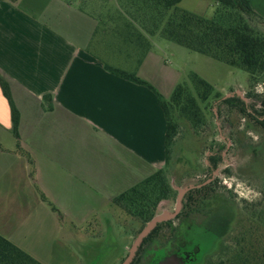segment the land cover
Instances as JSON below:
<instances>
[{
    "label": "crops",
    "instance_id": "1",
    "mask_svg": "<svg viewBox=\"0 0 264 264\" xmlns=\"http://www.w3.org/2000/svg\"><path fill=\"white\" fill-rule=\"evenodd\" d=\"M81 1L0 0V77L19 114L18 139L0 124V214L17 213L20 225L37 210L91 225L166 165L162 95L144 70L152 47L143 55L123 42L114 0ZM248 1L264 18V0Z\"/></svg>",
    "mask_w": 264,
    "mask_h": 264
},
{
    "label": "trees",
    "instance_id": "2",
    "mask_svg": "<svg viewBox=\"0 0 264 264\" xmlns=\"http://www.w3.org/2000/svg\"><path fill=\"white\" fill-rule=\"evenodd\" d=\"M114 1L115 13L120 17L122 28L126 31L121 38L123 42L137 46L144 55L151 47L148 38L159 36L190 52L241 69L249 74L251 80L246 98L258 101L261 105L260 109H256L253 104L247 106L238 97L223 100L214 94L210 84L194 74L190 76L193 92L182 84L174 89L169 100L156 94L166 125V165L110 202L115 212H120L140 224L138 234L158 214L162 203L176 200L177 192L167 180L170 154L183 129L191 131L194 135L204 129L211 100L221 99L218 110L225 108L226 116L247 121L242 133L252 127L264 130V95L254 92L257 83H264V18L252 9L248 0H211L216 4V8L210 18L181 9L179 3L182 0ZM81 3L84 5L85 0ZM106 69L124 80L153 90L135 74ZM0 89L10 107L11 132L14 138L18 139L19 114L13 104L8 84L1 77ZM49 102L50 97H44V103ZM238 131L235 129L231 134L233 143L240 141L238 135L235 136ZM222 149L223 147L216 150L211 146L206 147L210 153V167H207V171L218 169L222 163ZM227 172L225 170V173ZM218 182L215 179L201 188L189 191L183 198L182 212L176 219H186L193 211L202 212L211 199L219 200L222 195L218 190ZM260 208L256 205L238 212L227 240L218 245L215 255L217 260L208 259L204 264H264V207ZM177 233L178 229L173 227L172 222L158 224L143 240L131 264H145L146 257L153 256L160 245L166 248L172 239L177 237ZM185 242L188 250L191 251L196 246L198 252L194 256V262L185 261L183 264H199L198 245L188 238H185ZM158 258L160 256L156 255L154 262ZM0 264L41 263L0 235Z\"/></svg>",
    "mask_w": 264,
    "mask_h": 264
},
{
    "label": "rangeland",
    "instance_id": "3",
    "mask_svg": "<svg viewBox=\"0 0 264 264\" xmlns=\"http://www.w3.org/2000/svg\"><path fill=\"white\" fill-rule=\"evenodd\" d=\"M179 7L210 18L216 4L211 0H187ZM150 43L152 53L144 70L151 85L165 100L170 99L178 85L184 84L193 92L190 76L194 74L210 84L214 94L219 95L221 99L243 98L247 106L253 104L256 109H260L258 101L246 98L251 81L247 72L190 52L159 36L152 37ZM221 99L210 101L206 112V126L198 135L183 129L170 154L167 180L178 193L185 187L201 184L213 176L219 181V193L233 203L237 217L238 212L246 207H264V198L255 203H248L224 187L221 181L225 177L236 176L264 194V130L252 127L242 133L247 121L243 120L244 127L241 130L242 120L226 116L223 107L218 110ZM235 129L239 130L235 136L238 135L240 141L233 143L231 134ZM248 131L258 135L259 140L253 141L246 135ZM209 146L215 150L223 147L222 163L215 171H207V167H210V153L206 147ZM225 170L228 172L225 173ZM174 207L175 201L162 203L158 213H171ZM0 215L1 218L4 217L3 214ZM6 215L7 218H3L6 227L0 231L12 233L14 245L41 264H120L127 257L140 226L137 221L115 212L111 206L95 215L98 219L96 222L83 227L73 225L65 219H60L59 215H52L44 210L26 214L29 219L24 225L18 222L17 213ZM221 219V216L216 215L206 226H193L187 232V238L200 249L197 255L199 264L206 263L208 259L217 260L215 255L218 245L227 240L230 232L216 246L212 245L215 230L222 229ZM193 220L200 224L205 218L198 211ZM235 222L236 218L232 229ZM177 223L178 221L174 220V226Z\"/></svg>",
    "mask_w": 264,
    "mask_h": 264
},
{
    "label": "flooded vegetation",
    "instance_id": "4",
    "mask_svg": "<svg viewBox=\"0 0 264 264\" xmlns=\"http://www.w3.org/2000/svg\"><path fill=\"white\" fill-rule=\"evenodd\" d=\"M213 180H215V178L213 176H210L206 180L207 183H203L209 184ZM181 212L182 208L177 216H179ZM199 213H202L205 218V220L200 224H197L193 220V216L196 214L194 213V211L186 219H176V216L173 220L167 221L172 222L173 227L178 229L177 237H174L166 248L162 247V245L157 247L158 249L155 250L153 256L146 257L145 264H183L185 261L194 262V256L197 254L198 249L196 248V246H194L191 251L186 248L185 238H187V232L191 230L193 226H196L198 228L203 225L206 226V223L209 224L216 215H219V217L221 216L222 218L221 221L223 226L220 231H217L213 228V230H215V233L213 234L212 245L216 246V244H218L220 240L226 237L230 232L229 230H231L230 228H232V224L234 223V220L236 218V212L233 203L231 202V200L225 198L224 196H221L219 200H217L216 198L209 200L202 212ZM174 220L178 221L176 226H174ZM168 248L169 250H167ZM156 255L160 256V258H158V260L154 262V259H156ZM123 261H121V263Z\"/></svg>",
    "mask_w": 264,
    "mask_h": 264
},
{
    "label": "clouds",
    "instance_id": "5",
    "mask_svg": "<svg viewBox=\"0 0 264 264\" xmlns=\"http://www.w3.org/2000/svg\"><path fill=\"white\" fill-rule=\"evenodd\" d=\"M254 91L257 95H264V83H257ZM0 109H3L6 114L5 119H0V124H3L5 128H10V116H7V114L10 113V108L7 104V99L2 95V93H0ZM243 127L244 123L242 120L240 125L241 130H243ZM246 135L250 136L253 141L259 140V136L252 131H248ZM225 167H227V165H225ZM221 183L228 190L233 191L239 199L247 201L248 203H255L264 198V194L257 191L256 189L248 185L246 181L240 180L236 176L225 177L224 179H222Z\"/></svg>",
    "mask_w": 264,
    "mask_h": 264
},
{
    "label": "water",
    "instance_id": "6",
    "mask_svg": "<svg viewBox=\"0 0 264 264\" xmlns=\"http://www.w3.org/2000/svg\"><path fill=\"white\" fill-rule=\"evenodd\" d=\"M228 97L223 98L227 99ZM243 102L245 100L241 98ZM206 183L198 184V185H191L188 187L183 188L177 193V197L175 200V207L173 212L171 213H163V214H157L154 218H152L145 226L144 228L136 235V238L128 252L127 257L124 259V261L121 264H130L132 260L134 259L138 248L142 244L143 240L157 227L158 224H161L163 222H167L170 220H173L180 212L182 208V201L185 196V194L193 189L201 188Z\"/></svg>",
    "mask_w": 264,
    "mask_h": 264
}]
</instances>
